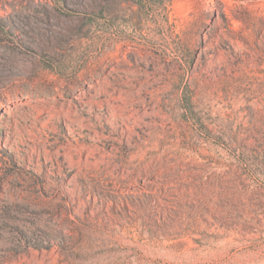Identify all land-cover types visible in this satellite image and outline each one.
<instances>
[{
	"label": "rangeland",
	"instance_id": "obj_1",
	"mask_svg": "<svg viewBox=\"0 0 264 264\" xmlns=\"http://www.w3.org/2000/svg\"><path fill=\"white\" fill-rule=\"evenodd\" d=\"M263 113L264 0H0V264H264Z\"/></svg>",
	"mask_w": 264,
	"mask_h": 264
},
{
	"label": "bare ground",
	"instance_id": "obj_2",
	"mask_svg": "<svg viewBox=\"0 0 264 264\" xmlns=\"http://www.w3.org/2000/svg\"><path fill=\"white\" fill-rule=\"evenodd\" d=\"M166 21V20H165ZM172 30L170 29V28H168V30L166 29V35H165V37H166V39L168 38V39H170V37H169V33L171 32ZM172 33V32H171ZM177 36V37H176ZM173 37H174V39H176V40H180V38H179V36L175 33L174 35H173ZM174 49V48H173ZM177 53V52H176ZM172 58V57H171ZM196 59H197V57H195V59L191 62V63H189V65L187 66V70H188V72H190L191 70H192V68H193V66H194V64H195V61H196ZM182 60V59H181ZM176 61V60H175ZM263 116H264V113L262 114ZM264 118V117H263ZM262 119V118H261Z\"/></svg>",
	"mask_w": 264,
	"mask_h": 264
}]
</instances>
